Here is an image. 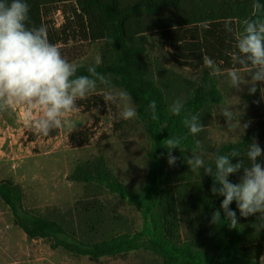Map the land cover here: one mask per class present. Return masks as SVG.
<instances>
[{
  "label": "trees",
  "instance_id": "obj_1",
  "mask_svg": "<svg viewBox=\"0 0 264 264\" xmlns=\"http://www.w3.org/2000/svg\"><path fill=\"white\" fill-rule=\"evenodd\" d=\"M30 12L29 27L45 26L48 39L61 49L68 59L69 50L81 44L100 43L101 63L95 65L97 72L110 78L111 88H121L130 94L138 106L137 113L152 140L150 171L147 184L141 195H134L112 178L102 166L100 181L114 193L126 198L143 210L145 228L134 235H124L100 242H83L61 223L35 218L21 205L19 187L10 180L0 184V196L11 209L15 224L29 238L48 237L52 247H62L77 255L88 256L97 262L102 257H121L139 247L146 238L147 245L157 252L165 264H261L264 251V215L240 217L238 223L229 227L222 216L213 225L211 214L220 209L222 196H213L210 188L213 179L204 175L203 169L192 170L185 163L191 158L195 143L206 164H214L213 153H240L244 167L250 165L247 158L249 143L255 139L264 149V98L263 106L255 121L240 140L223 143L204 155L208 148L202 139L203 130L191 135L184 119L197 115L204 125L207 111L225 103V96L218 86L216 75L205 71L200 79L182 84L187 88L180 115L170 111L174 94L165 81L156 79L151 68L145 39L157 33L167 47L169 60L180 67L199 70L203 57L208 56L220 71L239 68L232 61L237 38L243 35V21L264 19V8L254 14V0H27ZM264 5V0H259ZM60 13L62 21L57 23L55 15ZM231 22L232 32L225 30ZM70 47V48H68ZM80 66L77 75H89L87 68ZM178 83L174 80V84ZM100 87H106L98 83ZM108 88V87H106ZM110 89V88H109ZM105 92L89 95L78 101L79 109L92 114L95 110L115 109L106 104ZM264 96V83L263 92ZM155 100L158 120H153L148 105ZM96 117V116H94ZM97 121L98 118H96ZM60 129H54L44 138H55ZM95 136L93 129L73 130L68 134L71 147L79 148L90 143ZM167 137H180L179 148L172 154L178 157L173 171L169 172L168 151L164 148ZM233 163L237 159L232 160ZM264 165V156L259 160ZM78 173V169L76 170ZM86 175V174H85ZM243 169L230 175L233 183L239 181ZM87 175L85 181H90ZM152 207L159 212V228L152 226ZM81 216L89 221V230L98 233L106 223L105 208L96 197L78 202ZM222 211V210H221ZM223 215V213H222ZM184 237V238H183Z\"/></svg>",
  "mask_w": 264,
  "mask_h": 264
},
{
  "label": "rangeland",
  "instance_id": "obj_2",
  "mask_svg": "<svg viewBox=\"0 0 264 264\" xmlns=\"http://www.w3.org/2000/svg\"><path fill=\"white\" fill-rule=\"evenodd\" d=\"M55 20L61 23L60 13L55 15ZM145 45L156 79L171 86L174 94L171 105L185 98L187 88L182 84L187 83L189 87L205 71L212 72L203 66L194 71L173 64L157 33L147 35ZM100 48V43L81 44L69 50L67 60L79 66L95 65L96 56L101 58ZM220 73L216 77L225 103L210 108L206 113L201 139L208 147L204 150L206 156L214 147L240 140L263 106V83L257 85L255 94L249 95V85H242V90L236 91L231 87L227 71ZM241 73L248 82L250 74L247 69H241ZM174 80L178 83L174 84ZM119 90L122 89L97 86L89 95ZM112 104L115 109L108 107L106 111L95 110L92 114L78 109L70 113L55 138H44L34 133L23 122V108L0 111V184L5 180L12 181L21 191V205L25 211L37 219L63 221L68 232L87 243L132 236L145 228L143 210L100 181L103 168L99 160H102L112 178L130 193L141 195L150 171L152 140L138 113L134 119L124 120L120 116L123 104ZM131 104L138 109L132 99ZM226 106H231L242 125L249 126L243 129L237 124L228 128L222 116V108ZM85 129L95 131L90 143L79 148L71 147L68 134ZM167 166L169 172L173 171L174 165L170 166L167 161ZM87 175L91 177L90 181H85ZM95 197L104 206L107 218L96 234L89 230V221L80 215L78 209L79 201ZM149 220L154 228H159L157 207H152ZM147 240L139 241V247L124 256L102 257L94 262L88 256L52 247L53 241L48 237L29 238L15 224L11 209L0 196V264H165L164 259L149 248Z\"/></svg>",
  "mask_w": 264,
  "mask_h": 264
},
{
  "label": "clouds",
  "instance_id": "obj_3",
  "mask_svg": "<svg viewBox=\"0 0 264 264\" xmlns=\"http://www.w3.org/2000/svg\"><path fill=\"white\" fill-rule=\"evenodd\" d=\"M264 5L254 0V14ZM30 7L27 0H0V111L19 110L23 108V122L36 134L48 136L52 130L60 129L66 123V117L79 109L78 101L84 100L94 92L98 83L111 88L110 78L97 72L96 66L101 63L99 55L95 65L87 68L89 75H77L79 65L69 62L61 54L58 45L49 41L45 26L29 27ZM243 35L236 41V51L232 53V61L239 68L227 70L231 87L241 91L242 85H249L248 94L257 92V85L264 83V19L243 21ZM225 30L232 32L231 22L225 23ZM203 67L212 69V75H220L219 68L208 56L203 57ZM241 69L250 74L245 82ZM264 98V96H262ZM106 104L122 103L121 118L131 120L137 116V110L131 104V96L123 90L111 91L103 95ZM152 119L158 120L156 101L149 103ZM183 103L174 102L170 111L180 115ZM35 113V115H34ZM228 128L237 124L246 129L248 124L237 120L231 106L222 108ZM184 125L193 136L203 130V124L197 115L184 119ZM164 148L168 151V164H176L178 157L172 150L179 148L180 137H167ZM202 144L199 140L192 150V157L185 158V163L192 170L203 169L204 175L213 179L210 192L213 196H222L220 209L211 214L210 223L216 225L223 216L229 227L238 223L236 210L230 205L235 202L240 217L264 215V165L259 162L264 156V149L253 139L247 148V158L251 162L244 167L240 153L232 151L228 154L213 153L214 164H206L197 154ZM236 158L237 162L232 160ZM243 169L237 183L229 180ZM222 210V211H221ZM223 213V215H222Z\"/></svg>",
  "mask_w": 264,
  "mask_h": 264
},
{
  "label": "crops",
  "instance_id": "obj_4",
  "mask_svg": "<svg viewBox=\"0 0 264 264\" xmlns=\"http://www.w3.org/2000/svg\"><path fill=\"white\" fill-rule=\"evenodd\" d=\"M264 263V251H263V255H262V258H261V264Z\"/></svg>",
  "mask_w": 264,
  "mask_h": 264
}]
</instances>
